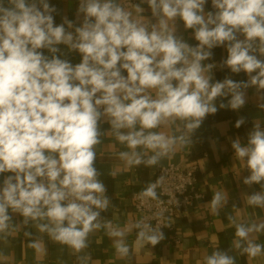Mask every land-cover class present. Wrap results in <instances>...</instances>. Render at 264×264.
I'll return each instance as SVG.
<instances>
[{"label": "clouds", "instance_id": "1", "mask_svg": "<svg viewBox=\"0 0 264 264\" xmlns=\"http://www.w3.org/2000/svg\"><path fill=\"white\" fill-rule=\"evenodd\" d=\"M141 3H147L155 23L142 15L140 3L134 15L120 0H80L83 21L74 26L67 19L56 25V10L47 0H0V174H7L0 183V236L7 238L18 227L10 214L15 213L23 224L32 222L76 253L104 228L116 255L127 257L124 232L101 215L110 205L96 167L101 121L126 149L118 153L121 160L153 167L192 143L191 134L208 115L241 109L245 89L264 90V60L256 55L264 57V0H211L215 11L207 12V0ZM177 18L193 30L197 46L176 35ZM59 45L78 52L81 61L73 65L60 58ZM223 45L224 65L232 73L248 74L247 82H212L215 64L204 61L211 49ZM229 96L217 107V98ZM177 123L183 125L180 135L158 131ZM244 123L240 117L235 127ZM231 147L250 173L243 184L262 189L247 195L246 203L264 209V128L255 125L246 141L236 138ZM162 180L140 195L159 200ZM227 200L226 192H215L212 213L218 214ZM227 219L235 227L232 248H217L197 264H237L233 249L253 259L264 254V244L253 238L264 232V221ZM164 239L149 225L138 232V242L151 246ZM29 247L39 251V241Z\"/></svg>", "mask_w": 264, "mask_h": 264}, {"label": "crops", "instance_id": "2", "mask_svg": "<svg viewBox=\"0 0 264 264\" xmlns=\"http://www.w3.org/2000/svg\"><path fill=\"white\" fill-rule=\"evenodd\" d=\"M51 7L55 8L54 22L59 25L65 19L73 21L74 26H80L83 14H78L80 0H47ZM144 8L142 15L155 23L151 10L147 3H141ZM133 11V8L127 9ZM207 12V4L205 5ZM176 35L186 41L190 46H197L194 32L185 29L183 22L177 18L174 22ZM74 31L73 29H67ZM238 39L244 37L238 34ZM60 58L70 61L73 65L81 61L78 52H70L66 46L59 45ZM44 55L51 57L46 50H41ZM212 56L205 64L213 63L212 82L223 81L230 78L237 82H247L248 74L241 71L232 73L231 69L224 65L227 59L226 45L211 49ZM259 59L264 57L256 53ZM126 75V73H123ZM255 73H253L254 75ZM245 91V105L239 110L230 108L218 109L217 113L208 115L201 126L191 134L189 145L177 147L168 157L153 167L145 165H128L118 156L120 151L126 150L109 131L106 121H101V144L96 147V167L101 173L100 179L106 186V195L110 200L107 211L102 212V220L111 221L114 227L124 232L123 240L129 246V255L120 258L113 248V240L106 230L99 231L89 236L88 247L80 253L61 245L40 233L32 222L22 223L19 214L10 213L13 223L17 225L15 231L7 238L0 236V264H197L213 250L219 248L228 250L232 248L235 227L230 224L227 215H232L237 223L264 221V209L253 208L246 203L247 195L261 191L259 184L247 186L243 179L250 175L234 157L231 147L232 141L240 138L247 140L248 132L255 126L264 128V90L258 91L255 87H249ZM229 97L217 98V107L221 102L227 104ZM240 117L245 118V123L240 128L235 127V122ZM158 131L168 135H180L184 129L182 124H170L162 126ZM183 158L198 160L199 171L197 173L199 185L205 198L195 204L190 211L175 220L179 233V243L173 244L170 235L163 232L165 239L156 246H151L144 241L138 242V232L135 225L137 214L132 207V194L143 191L161 166L179 164ZM4 175L0 174V183ZM217 191L226 192L228 200L218 214H213L209 203ZM30 232L31 236L25 233ZM257 243L264 244V232L254 234ZM32 240L39 241V251L29 247ZM237 264H264V254L256 258H249L233 249Z\"/></svg>", "mask_w": 264, "mask_h": 264}, {"label": "built area", "instance_id": "3", "mask_svg": "<svg viewBox=\"0 0 264 264\" xmlns=\"http://www.w3.org/2000/svg\"><path fill=\"white\" fill-rule=\"evenodd\" d=\"M126 9L133 8L141 0H120ZM208 11L212 8L211 0H207ZM199 162L194 159L183 158L179 164H168L158 168L150 183L163 178L157 187L159 200L144 198L142 191L132 194V207L137 214L135 225H149L153 229H159L170 235L173 244L179 243V233L175 224L178 217L187 214L190 209L205 198V194L199 185L197 173Z\"/></svg>", "mask_w": 264, "mask_h": 264}]
</instances>
